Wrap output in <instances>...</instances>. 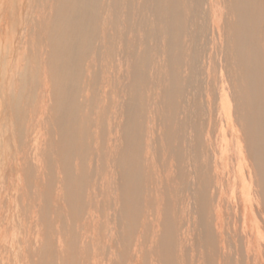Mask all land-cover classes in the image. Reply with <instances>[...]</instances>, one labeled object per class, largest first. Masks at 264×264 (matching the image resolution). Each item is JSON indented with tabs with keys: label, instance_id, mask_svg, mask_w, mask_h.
Listing matches in <instances>:
<instances>
[{
	"label": "bare ground",
	"instance_id": "bare-ground-1",
	"mask_svg": "<svg viewBox=\"0 0 264 264\" xmlns=\"http://www.w3.org/2000/svg\"><path fill=\"white\" fill-rule=\"evenodd\" d=\"M0 264H264V0H0Z\"/></svg>",
	"mask_w": 264,
	"mask_h": 264
}]
</instances>
